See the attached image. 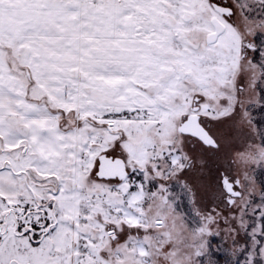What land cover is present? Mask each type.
<instances>
[{
    "label": "snow or ice",
    "instance_id": "1",
    "mask_svg": "<svg viewBox=\"0 0 264 264\" xmlns=\"http://www.w3.org/2000/svg\"><path fill=\"white\" fill-rule=\"evenodd\" d=\"M0 264H264V0H0Z\"/></svg>",
    "mask_w": 264,
    "mask_h": 264
}]
</instances>
